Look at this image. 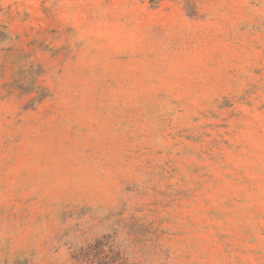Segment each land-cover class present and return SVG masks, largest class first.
<instances>
[{
    "label": "rangeland",
    "instance_id": "rangeland-1",
    "mask_svg": "<svg viewBox=\"0 0 264 264\" xmlns=\"http://www.w3.org/2000/svg\"><path fill=\"white\" fill-rule=\"evenodd\" d=\"M84 249L264 264V0H0V264Z\"/></svg>",
    "mask_w": 264,
    "mask_h": 264
},
{
    "label": "trees",
    "instance_id": "trees-1",
    "mask_svg": "<svg viewBox=\"0 0 264 264\" xmlns=\"http://www.w3.org/2000/svg\"><path fill=\"white\" fill-rule=\"evenodd\" d=\"M117 255L120 256L119 260L122 262V264H127V259L124 257L126 256L125 253H120ZM73 258L80 264H114L112 258H107L106 255L98 258L96 262L94 260L95 257L92 256V254L89 252V249L80 250V252H77L73 255Z\"/></svg>",
    "mask_w": 264,
    "mask_h": 264
}]
</instances>
